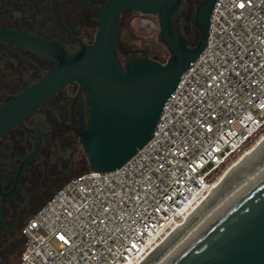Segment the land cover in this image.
<instances>
[{"label":"built area","instance_id":"2783aa9c","mask_svg":"<svg viewBox=\"0 0 264 264\" xmlns=\"http://www.w3.org/2000/svg\"><path fill=\"white\" fill-rule=\"evenodd\" d=\"M263 131L264 0H218L154 136L58 188L22 227L18 264L136 263Z\"/></svg>","mask_w":264,"mask_h":264},{"label":"water","instance_id":"95a60500","mask_svg":"<svg viewBox=\"0 0 264 264\" xmlns=\"http://www.w3.org/2000/svg\"><path fill=\"white\" fill-rule=\"evenodd\" d=\"M217 1H201L195 14L201 34L192 45L174 22L184 0H108L99 11L92 46L61 56L40 84L0 109V137L67 83H77L88 98L89 129L82 131V146L89 170L120 168L154 136L164 104L208 46ZM125 12L159 17L160 37L170 52L165 62L141 55L123 65L117 46ZM78 114L82 122V100ZM3 214L0 199V231ZM159 264H264V165Z\"/></svg>","mask_w":264,"mask_h":264},{"label":"flooded vegetation","instance_id":"af4514ba","mask_svg":"<svg viewBox=\"0 0 264 264\" xmlns=\"http://www.w3.org/2000/svg\"><path fill=\"white\" fill-rule=\"evenodd\" d=\"M107 1L0 0V109L40 84L61 56L92 46L99 11ZM201 1L184 0L174 21L192 45L201 34L195 21ZM126 48L117 46L123 65L135 58ZM88 111L85 91L77 83H67L1 135L0 199L6 224L0 231V264H14V255L20 251V256V227L54 189L89 168L82 146V131L89 129Z\"/></svg>","mask_w":264,"mask_h":264},{"label":"bare ground","instance_id":"6f19581e","mask_svg":"<svg viewBox=\"0 0 264 264\" xmlns=\"http://www.w3.org/2000/svg\"><path fill=\"white\" fill-rule=\"evenodd\" d=\"M264 165V135L255 146L230 166L191 207L181 220L134 264H159L191 231L205 220L236 189Z\"/></svg>","mask_w":264,"mask_h":264},{"label":"rangeland","instance_id":"374dc122","mask_svg":"<svg viewBox=\"0 0 264 264\" xmlns=\"http://www.w3.org/2000/svg\"><path fill=\"white\" fill-rule=\"evenodd\" d=\"M118 45H120V47L125 45L127 47L126 49H129L131 52L153 59L159 56L166 61L170 57V52L160 37L159 17L157 16H146L132 12L123 13L119 22ZM263 135L264 131L254 137L244 150L235 156L226 167L218 172L217 179L230 166L237 162L246 153V151L255 146ZM88 170L89 168L81 170L76 174V176ZM65 182H62L58 187H56L49 197H51ZM23 226H21L18 231V249H21V251L24 239L21 237L20 233ZM19 253L20 251L14 255V264H18L20 257Z\"/></svg>","mask_w":264,"mask_h":264},{"label":"trees","instance_id":"16d2710c","mask_svg":"<svg viewBox=\"0 0 264 264\" xmlns=\"http://www.w3.org/2000/svg\"><path fill=\"white\" fill-rule=\"evenodd\" d=\"M187 30H188V29H187ZM137 56H140V55L135 54V57H137ZM154 59H157V60L160 61V62H165V60L162 59V58H160L159 56H158L157 58H154Z\"/></svg>","mask_w":264,"mask_h":264},{"label":"snow or ice","instance_id":"6c2138e0","mask_svg":"<svg viewBox=\"0 0 264 264\" xmlns=\"http://www.w3.org/2000/svg\"><path fill=\"white\" fill-rule=\"evenodd\" d=\"M241 6H243V5H241Z\"/></svg>","mask_w":264,"mask_h":264}]
</instances>
